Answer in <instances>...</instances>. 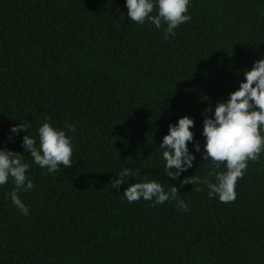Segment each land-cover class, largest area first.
<instances>
[{"label":"trees","instance_id":"trees-1","mask_svg":"<svg viewBox=\"0 0 264 264\" xmlns=\"http://www.w3.org/2000/svg\"><path fill=\"white\" fill-rule=\"evenodd\" d=\"M188 14L165 39L166 26L132 22L125 0H0V147L25 157L34 184L20 193L27 217L6 198L12 180L0 186V264H264V153L234 202L180 184L209 171L204 110L264 57V0H191ZM184 116L201 152L173 181L158 145ZM48 118L72 138L73 165L56 173L9 131L36 136ZM123 167L132 176L112 188ZM147 180L176 186L189 210L129 203L128 184Z\"/></svg>","mask_w":264,"mask_h":264},{"label":"clouds","instance_id":"clouds-1","mask_svg":"<svg viewBox=\"0 0 264 264\" xmlns=\"http://www.w3.org/2000/svg\"><path fill=\"white\" fill-rule=\"evenodd\" d=\"M190 6L191 0H125L127 15L132 22L143 25L147 21L157 29L166 26L165 39L174 37L180 25L191 21V15L188 14ZM243 76L244 80L229 93L227 100L218 102L214 110H204L202 160L209 161L207 175H192L180 181L181 186L205 185L208 197L218 198L221 203L236 200L237 181L244 176L249 161H258L264 153V57L254 61L251 69L243 72ZM209 112L211 115H206ZM66 127L67 131L75 132L74 125ZM193 127V118H179L175 124H169L167 134L158 145L164 161V173L173 181L193 167L196 159L193 153L201 152V145L194 140V133L190 130ZM9 131L14 135L27 133L21 141L23 151L29 154L35 165L46 169L48 173L58 172L61 166L72 167V138L64 129L54 127L50 118L37 129L36 136L29 133L28 125L20 123L11 126ZM189 143L193 144V151L189 150ZM24 159L20 153L0 147V186L12 180L14 189L6 193V198L27 217L30 210L22 201L20 193L32 190L34 184L27 175L30 165ZM221 165L224 170L217 171ZM131 176V170L123 167L115 174L116 178L110 181V185L118 189L128 183ZM196 190L202 189L197 187ZM123 196L129 203L144 200L151 202L153 207L175 201L178 209L189 210L176 186H168L166 190L157 180L128 184Z\"/></svg>","mask_w":264,"mask_h":264}]
</instances>
